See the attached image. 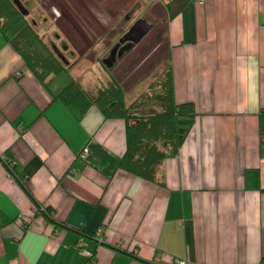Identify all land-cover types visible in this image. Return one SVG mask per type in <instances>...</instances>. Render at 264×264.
Returning a JSON list of instances; mask_svg holds the SVG:
<instances>
[{
  "label": "crops",
  "instance_id": "obj_1",
  "mask_svg": "<svg viewBox=\"0 0 264 264\" xmlns=\"http://www.w3.org/2000/svg\"><path fill=\"white\" fill-rule=\"evenodd\" d=\"M167 24L198 116L164 185L120 168L125 121L56 99L0 26V264H264V0H196Z\"/></svg>",
  "mask_w": 264,
  "mask_h": 264
},
{
  "label": "trees",
  "instance_id": "obj_2",
  "mask_svg": "<svg viewBox=\"0 0 264 264\" xmlns=\"http://www.w3.org/2000/svg\"><path fill=\"white\" fill-rule=\"evenodd\" d=\"M163 1L166 10L165 18L170 23L184 11L190 2L196 0ZM16 11L14 0H0V16L5 18L0 17V26L5 27L8 23L6 19L14 18ZM140 23L141 21H138L127 33L130 35L137 29L142 30L134 40L138 41L137 44L140 43L139 38L146 37L150 28L147 23ZM146 26L148 27L147 31L145 30ZM23 29L22 33L10 39L11 45L42 84H45L46 80L48 82L53 79L58 73L67 72L70 74L67 71L66 63H63L65 60L56 49L60 52L61 50L56 45L53 52L51 46L36 33L32 25L27 24ZM29 32H33L35 36ZM127 34L121 36V39L119 38V43L114 42V46L118 47L120 44L121 49L116 54L115 47L111 48V54H114L113 59L108 56L97 58L101 62V66H108V70L104 69L106 77L101 80L100 88L97 91H88L77 79L71 77L70 83L58 94H54V97L67 105L73 104L81 107L83 112L95 107L102 112L105 120L120 119L125 121L127 148L120 168L147 182L164 185L165 161L168 157L178 154L189 135L198 112L193 102L177 103L175 100L174 73L169 50L167 57L161 58L159 63L153 67L150 72L152 77L141 81L140 75L134 83L130 80V73L126 71L127 52L121 54L122 44L127 43L125 40H128ZM134 46L129 49V52ZM141 52L143 53V51ZM61 54L64 56L62 52ZM145 56L139 59L135 56L133 59L134 55L132 54L127 60L132 58L135 62L130 64L136 63L135 65L140 67ZM64 58L66 59L65 56ZM121 60L124 63L120 67L123 73L118 77L115 74L118 71L116 66ZM66 61L68 63L67 59ZM261 116L264 117V110L261 112ZM7 159L10 161L4 163L10 172H14L11 159ZM43 214L50 222L55 223L54 211L51 207H48ZM1 221L2 219H0V227L2 226ZM92 260L91 257L90 261Z\"/></svg>",
  "mask_w": 264,
  "mask_h": 264
},
{
  "label": "rangeland",
  "instance_id": "obj_3",
  "mask_svg": "<svg viewBox=\"0 0 264 264\" xmlns=\"http://www.w3.org/2000/svg\"><path fill=\"white\" fill-rule=\"evenodd\" d=\"M54 1L27 0V5L25 3L24 5L30 11V15L24 17L17 10L14 13V18L6 19L8 23L5 28L6 34L15 37L24 31L23 28L28 22L35 20L36 25L33 28L36 33L51 46L53 52L55 45L61 50L68 60V63L66 61L63 63H66L67 71L70 74L67 72L56 74L53 77L55 80L52 89H59L60 92L70 83L72 77L77 79L88 91H97L100 88L101 80L106 77L105 70H108V66H101V62L97 58L108 56L113 59L114 54H111V48L114 46V42L119 43V38L121 39V36L127 34L138 21L147 23L150 26V33L143 40L139 39L140 43L135 46L128 43L122 45V48L127 47L125 61L126 71L130 73V80L134 83L140 75L141 81L152 77L150 72L153 67L159 63L161 58L168 55L169 46L166 43L168 24L163 0H79L80 5L74 4L73 7L79 13L82 21L78 20L73 13L68 14L74 21V26L71 19L59 18L60 9L55 7ZM64 2H69V0H64ZM58 18L60 23L63 22L62 27L58 25ZM76 21H78L77 25ZM156 29L159 31V35L155 39ZM31 35L35 36L33 32ZM133 46L134 48L129 52ZM118 49L119 51H117ZM120 49L121 45L119 44L118 47H115V53L120 52ZM132 54L134 55L133 59L135 56L139 59L146 55L142 60L144 62L140 63V67H137L136 63L130 64L135 62L132 58L127 60ZM123 65V60H121L116 66L118 68L116 76L119 77L123 73L120 69Z\"/></svg>",
  "mask_w": 264,
  "mask_h": 264
},
{
  "label": "flooded vegetation",
  "instance_id": "obj_4",
  "mask_svg": "<svg viewBox=\"0 0 264 264\" xmlns=\"http://www.w3.org/2000/svg\"><path fill=\"white\" fill-rule=\"evenodd\" d=\"M15 1V3H16V9L18 10V12L20 13V15L22 14L24 17L25 16H29L30 15V11L25 7V5H24V3L27 5V0H14ZM52 4V3H51ZM74 4H76L77 6H79L80 5V1L79 0H69V2H64V0H55L54 1V5H55V7H58L60 10V19L62 18H65V19H67V18H69V19H71L70 17H69V13H73L74 15H75V17L78 19V20H80V21H82L81 19H80V17H79V13L77 12V10H75V8L73 7V5ZM68 8H71V9H68ZM21 9L23 10V13L21 12ZM62 12V13H61ZM86 16L88 15V13L86 12V14H85ZM59 18H58V20L57 19H55V20H57L58 21V25H62V21H61V23L59 22L60 20H59ZM72 20V19H71ZM28 22V21H27ZM77 22L78 21H76L75 23H76V25H77ZM79 24V23H78ZM28 25H32V26H35L36 25V21L35 20H33V22H28ZM72 25L74 26V21L72 20ZM66 26H69V24H66ZM62 27V26H61ZM150 27V26H149ZM147 29H148V27L146 26L145 27V30L147 31ZM142 30H140V29H137L133 34H127L128 35V40H125V42H127L128 44H132V43H135V44H137L134 40H135V38L140 34V32H141ZM149 33H150V28H149V31H148V33L146 34V36L147 35H149ZM155 33V39L157 38V36L159 35V31L156 29V31L154 32ZM143 38V37H142ZM139 39H141V38H139ZM144 39V38H143ZM142 39V40H143ZM127 43H125V44H127ZM122 45H124V44H122ZM78 49H79V47H78ZM131 51H132V49H131ZM127 52V47L126 46H124L123 47V50L121 51V54L122 53H126Z\"/></svg>",
  "mask_w": 264,
  "mask_h": 264
},
{
  "label": "built area",
  "instance_id": "obj_5",
  "mask_svg": "<svg viewBox=\"0 0 264 264\" xmlns=\"http://www.w3.org/2000/svg\"><path fill=\"white\" fill-rule=\"evenodd\" d=\"M87 156H88V151L87 150H84V152H83V157L84 158H87ZM10 159V158H9ZM10 160H8L7 158H6V160H5V162L6 163H8ZM179 264H190L189 262H187L186 260H181V261H179Z\"/></svg>",
  "mask_w": 264,
  "mask_h": 264
},
{
  "label": "water",
  "instance_id": "obj_6",
  "mask_svg": "<svg viewBox=\"0 0 264 264\" xmlns=\"http://www.w3.org/2000/svg\"><path fill=\"white\" fill-rule=\"evenodd\" d=\"M21 12L23 13V10L21 9ZM140 24H144L143 22H141ZM57 50V52H58V54L63 58V60H65L66 61V59L64 58V56L61 54V52L58 50V49H56ZM67 62V61H66Z\"/></svg>",
  "mask_w": 264,
  "mask_h": 264
}]
</instances>
